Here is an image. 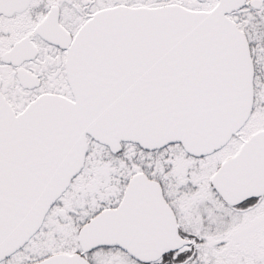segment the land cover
I'll use <instances>...</instances> for the list:
<instances>
[{
  "label": "snow or ice",
  "instance_id": "obj_1",
  "mask_svg": "<svg viewBox=\"0 0 264 264\" xmlns=\"http://www.w3.org/2000/svg\"><path fill=\"white\" fill-rule=\"evenodd\" d=\"M0 264H264V0H0Z\"/></svg>",
  "mask_w": 264,
  "mask_h": 264
}]
</instances>
